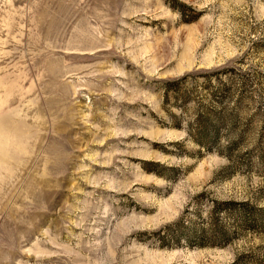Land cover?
<instances>
[{
    "label": "rangeland",
    "instance_id": "obj_1",
    "mask_svg": "<svg viewBox=\"0 0 264 264\" xmlns=\"http://www.w3.org/2000/svg\"><path fill=\"white\" fill-rule=\"evenodd\" d=\"M0 264H264V0H0Z\"/></svg>",
    "mask_w": 264,
    "mask_h": 264
}]
</instances>
